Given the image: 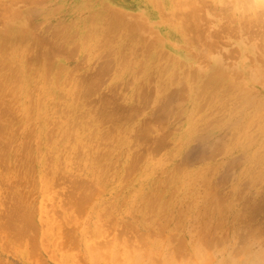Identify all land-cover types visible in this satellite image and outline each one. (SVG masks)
Masks as SVG:
<instances>
[{
  "label": "rangeland",
  "instance_id": "374dc122",
  "mask_svg": "<svg viewBox=\"0 0 264 264\" xmlns=\"http://www.w3.org/2000/svg\"><path fill=\"white\" fill-rule=\"evenodd\" d=\"M225 1L0 0V264H177L264 231V10Z\"/></svg>",
  "mask_w": 264,
  "mask_h": 264
},
{
  "label": "clouds",
  "instance_id": "9594fccd",
  "mask_svg": "<svg viewBox=\"0 0 264 264\" xmlns=\"http://www.w3.org/2000/svg\"><path fill=\"white\" fill-rule=\"evenodd\" d=\"M252 7L264 10V0H257ZM177 264H264V231L236 230L222 246L213 248L190 239L186 256Z\"/></svg>",
  "mask_w": 264,
  "mask_h": 264
},
{
  "label": "bare ground",
  "instance_id": "6f19581e",
  "mask_svg": "<svg viewBox=\"0 0 264 264\" xmlns=\"http://www.w3.org/2000/svg\"><path fill=\"white\" fill-rule=\"evenodd\" d=\"M203 1H204V0H203ZM209 1H210V0H209ZM224 1H225V0H224ZM225 2H226V1H225ZM233 2H234V1H233ZM253 2H254V1H253ZM221 3H223V2H221ZM244 3H246V2H244ZM247 3H248V2H247ZM254 3H255V2H254ZM239 5H240V4H239ZM252 5H254V4H252ZM200 6H201V5H200ZM207 7H208V6H207ZM223 7H224V6H223ZM253 9H254V8H253ZM221 10H222V9H221ZM259 10H260V9H259ZM119 11H120V10H119ZM223 11H224V10H223ZM204 12H205V11H204ZM220 12H221V11H220ZM255 12H256V11H255ZM118 13H119V12H118ZM256 13H257V12H256ZM244 14H245V15H243V16H246V13H244ZM249 14H250V13H249ZM260 14H263V13L260 12L259 15H260ZM257 15H258V14H255L254 17H257ZM217 16H218V15H217ZM241 16H242V15H241ZM241 16H240V17H241ZM218 17H220V16H218ZM133 18H134V17H133ZM199 18H200V17H199ZM242 18H243V17H242ZM257 18H258V17H257ZM257 18H254V19H256V21H257ZM262 18H263V17H262ZM196 20H197V18H196ZM244 20H245V17H244ZM116 21H117V20H116ZM199 21H200V20H199ZM197 22H198V21H197ZM200 22H201V21H200ZM204 22H205V21H204ZM206 22H207V21H206ZM241 22H242V20H241ZM252 22H253V21H252ZM263 22H264V21H262V23H263ZM192 23H193V22H192ZM213 23H214V21H213ZM248 23H249V22H248ZM259 23H260V20L258 21V24H259ZM262 23H261V24H262ZM193 24H194V23H193ZM193 24H192V26H193ZM198 24H199V22H198ZM253 24H254V23H253ZM253 24H252V25H253ZM241 25H242V23H241ZM248 25H249V24H248ZM263 25H264V23H263ZM196 26H197V25H196ZM199 26H200V25H199ZM140 27H141V26H140ZM194 27H195V26H194ZM201 27H202V26H201ZM250 27H251V26H250ZM260 27H261V25H260ZM196 28H197V27H196ZM225 28H226V27H225ZM227 28H228V27H227ZM231 28H233L232 25H231ZM237 29H238V28H237ZM252 29H253V27L251 28V30H252ZM261 29H262V28H261ZM263 29H264V27H263ZM141 30H143V29H141ZM248 30H249V28H248ZM251 30H250V31H251ZM193 31H194V30H192V32H193ZM195 31H196V30H195ZM244 31H245V30H244ZM244 31H243V32H244ZM155 32H156V31H155ZM225 32H226V31H225ZM246 32H247V31H246ZM257 32H260V31H257ZM153 33H154V31H153ZM235 33H236V31H235ZM237 33H238V32H237ZM244 33H245V32H244ZM262 33H263V32H262ZM155 34H156V33H155ZM217 34H218V33H217ZM225 34H226V33H225ZM7 35H8V34H7ZM219 35H220V34H219ZM237 35H238V34H237ZM250 35L252 36L253 34H249V39L251 40L252 38H254V35H253V37H251V38H250ZM257 35L261 36V34H258V33H257ZM262 35H264V34H262ZM199 36H200V35H199ZM217 36H218V35H217ZM221 36H223V35H221ZM244 36H248V32L245 33ZM244 36H243V37H244ZM208 37H209V39H212L210 35H208ZM257 37H258V36H257ZM261 37H262V36H261ZM263 37H264V36H263ZM197 38H198V35H197ZM232 38H233V37H232ZM234 38H237V36L234 35ZM259 38H260V37H259ZM156 39H157V38H156ZM209 39H208V40H209ZM230 39H231V38H230ZM237 39H238V38H237ZM237 39H236V40H237ZM260 39H261V38H260ZM199 40H200V39H199ZM219 40H221V39H219ZM252 40H253V39H252ZM152 41H153V40H152ZM195 41H196V40H195ZM200 41H201V40H200ZM259 41H260V40H259ZM261 41H262V40H261ZM208 42H209V41H208ZM208 42H207V43H208ZM251 42H252V41H251ZM263 42H264V41H263ZM201 43H202V42H200V44H201ZM204 43H205V42H204ZM204 43H202V44H204ZM245 43L247 44V42H245ZM205 44H206V43H205ZM258 44H259V43H258ZM153 45H154V44H153ZM250 45H251V44H250ZM261 45H262V43H261ZM254 46H255V45H254ZM258 46H259V45H258ZM262 46H263V45H262ZM153 47H154V46H153ZM215 47H216V46H215ZM251 47H253V46H251ZM149 48H150V47H149ZM207 48H209V47H207ZM210 48H211V46H210ZM210 48H209V49H210ZM212 48H213V47H212ZM216 48H218V47H216ZM221 48L223 49V47H221ZM214 49H215V48H214ZM222 49H221V50H222ZM259 49H260V48H259ZM259 49L257 48V50H259ZM146 50H147V49H146ZM255 50H256V49H255ZM148 51H149V49H148ZM210 51H211V50H210ZM213 51H214V50H213ZM218 51H219V50H218ZM237 51H238V49H237ZM263 51H264V49H263ZM211 52H212V51H211ZM214 52H216V51H214ZM149 53H150V52H148V54H149ZM226 53H227V52H226ZM233 53H234V52H233ZM235 53H237V52H235ZM239 53H240V52H239ZM256 53H257V51H256ZM262 53H264V52H262ZM227 54H228V53H227ZM236 55H237V54H235V56H236ZM221 56H222V54H221ZM224 56H226V55H224ZM229 56H230V55H229ZM238 56H239V55H238ZM258 56H259V54H258ZM233 57H234V55H233ZM233 57H232V58H233ZM247 57H248V56H247ZM222 58H223V57H222ZM238 58H239V57H238ZM259 59H260V56H259ZM231 60H233V59H231ZM249 60H250V59H249ZM237 61H238V60H237ZM258 61H259V60H258ZM262 61H263V59H262ZM262 61H260V63H261ZM229 62H230V61H229ZM225 63H226V61H225ZM227 64H229V63H227ZM243 65H244V64H243ZM254 66H255V64H254ZM263 66H264V65H263ZM256 67H257V66H256ZM257 68H258V67H257ZM216 69H217V68H216ZM167 70H168V69H167ZM220 71H221V70H220ZM165 72H166V71H165ZM193 74H194V73H193ZM212 74H214V72H213ZM215 74H217V73H215ZM219 74H220V72H219ZM224 74H225V73H224ZM234 74H235V73H234ZM194 75H195V77H196V74H194ZM221 75H222V74H221ZM239 75H240V74H239ZM263 75H264V74H263ZM212 76H213V75H212ZM212 76H211V77H212ZM224 76H225V75H224ZM224 76H223V77H224ZM232 76H233V75H232ZM232 76H230V77H232ZM227 77H228V76H227ZM241 77H242V76H241ZM174 78H175V77H174ZM213 78H214V77H213ZM219 78L222 79V77H219ZM225 78H226V77H225ZM228 78H229V77H228ZM228 78H227V79H228ZM235 78H239V77L235 76ZM160 79H161V78H160ZM175 79H176V78H175ZM195 79H196V78H195ZM210 79H212V78H210ZM231 79H232V78H231ZM224 80H225V79H223L222 81H224ZM233 80H235V79H233ZM210 81H211V80H210ZM210 81H209V82H210ZM219 81H220V80L218 79V82H219ZM225 81H226V80H225ZM230 81H232V80H230ZM239 81H240V80H238V82H239ZM163 83H164V82H163ZM173 83H174V82H173ZM204 83H206V82H204ZM214 83L216 84V82H212V84H214ZM227 83H228V82H227ZM261 83H263V82H261ZM208 84H209V83H208ZM212 84H211V87L214 88V86H213ZM220 84H221V83H220ZM224 84H226V83H224ZM233 84L235 85L234 82H233ZM236 84H238V83H236ZM209 85H210V84H209ZM209 85H207V87H208ZM226 85H227V84H226ZM231 85H232V84H231ZM228 86H229V85H228ZM232 86H233V85H232ZM241 86H242V85H241ZM168 87H169V86H168ZM168 87H167V88H168ZM215 87H216V86H215ZM225 87H226V86H225ZM230 87H231V86H230ZM230 87H229V88H230ZM233 87H234V86H233ZM233 87H232V88H233ZM238 87H239V86H238ZM243 87H244V86H243ZM208 88H209V87H208ZM216 88H218V87H216ZM216 88H214L212 91H216V90H215ZM226 88H227V87H226ZM236 88H237V87L233 88L232 90H234V89L237 90L238 88H237V89H236ZM239 88H240V87H239ZM244 88H245V87H244ZM230 89H231V88H230ZM240 90H241V89H240ZM256 90H257V89H256ZM212 91H211V92H212ZM245 91H246V90H245ZM247 91H248V90H247ZM184 92H185V91H184ZM237 92H239V91H237ZM243 92H244V91H243ZM234 93H235V92H234ZM241 93H242V92L240 91V94H241ZM231 94H233V93H231ZM231 94H230V95H231ZM236 94H238V93H236ZM236 94H235V95H236ZM252 94H253V93H252ZM240 98H241V97H240ZM242 98H243V97H242ZM244 98H246V96H244ZM254 98H256V97H254ZM145 99H146V98H145ZM246 99H247V98H246ZM252 99H253V98H252ZM150 100H151V99H150ZM150 100H149V102H150ZM213 100H214V99H213ZM145 101H146V100H145ZM171 101H172V100H171ZM208 101H209V100H207V102H208ZM146 102H147V101H146ZM149 102H148V103H149ZM207 102H206V104H207ZM222 102H223V101H222ZM245 102H246V101H245ZM251 102H252V101H251ZM143 103H144V102H143ZM252 103H253V102H252ZM263 103H264V102H263ZM216 104H217V103H216ZM225 104H227V103H225ZM203 105H204V104H203ZM245 105H246V104H245ZM203 108H204V106H203ZM175 109H176V107H175ZM178 109H179V107H178ZM217 109H218V108H217ZM260 109H261V107H260ZM200 110H201V108H200ZM262 110H263V108H262ZM201 111H202V110H201ZM201 111H200V112H201ZM215 111H216V110H215ZM157 112H158V111H157ZM159 112H160V111H159ZM183 112H184V111H183ZM207 112H208V111H207ZM256 112H257V111H256ZM256 112H255V113H256ZM104 113H105V112H104ZM179 113H180V112H179ZM257 113H258V112H257ZM110 114H111V113H110ZM164 114H165V113H164ZM136 115H137V114H136ZM262 115H263V114H262ZM105 118H106V117H105ZM108 118H110V117H108ZM156 118H157V117H156ZM226 118H227V117H226ZM112 119H113V118H112ZM159 119H160V118H159ZM163 119H164V118H163ZM163 119H162V120H163ZM107 120H108V119H107ZM113 120H115V118H114ZM217 120H218V119H217ZM217 120H216V121H217ZM239 120H240V119H239ZM248 120H249V119H248ZM158 121H159V120H158ZM115 122H116V121H115ZM163 122H164V120H163ZM153 123H154V122H153ZM164 123H165V122H164ZM215 123H216V122H215ZM245 123H246V122H245ZM155 124H156V123H155ZM219 124H220V121H219ZM77 125H78V124H77ZM256 125H257V124H256ZM150 126H151V125H149V126H147V127H150ZM158 126H159V125H158ZM163 126H164V125H163ZM210 126H212V125H210ZM244 126H245V125H244ZM244 126H242L241 128H245ZM152 127H153V126H152ZM152 127H151V128H152ZM113 128H114V127H113ZM158 128H159V127H158ZM158 128H156V129H158ZM215 128H216V127H215ZM149 129H150V128H148L147 131H148ZM110 130H111V129H110ZM153 130H154V128H153ZM166 130H167V128L165 129V132H166ZM238 130H239V129H238ZM242 130H243V129H242ZM147 131H146V129H145L144 132L146 133ZM161 131H162V129H161ZM154 132H155V131H154ZM94 133H95V132H94ZM109 133H111V132H109ZM145 133H144V134H145ZM161 133H162V132H161ZM163 133H164V131H163ZM166 133H168V132H166ZM142 134H143V133H142ZM225 134H226V133H225ZM225 134H224V135H225ZM236 134H237V133H236ZM93 135H94V134H93ZM112 135H113V134H112ZM149 135H150V134H149ZM138 136H139V135H138ZM158 136H159V135H158ZM158 136H157V137H158ZM164 137H167V136L164 135ZM233 137H236V136H233ZM146 138H148V137H146ZM159 138H162L161 140L164 139L163 136H162V137H159ZM141 139H142V138H141ZM141 139H140V140H141ZM144 139H145V138H144ZM150 139H151V138H150ZM156 139L158 140V138H156ZM141 141H142V140H141ZM146 141H147V140H146ZM149 141H150V140H149ZM142 142H143V141H142ZM151 142H152V141H151ZM164 142H166V141H164ZM140 143H141V142H140ZM160 143H161V142H160ZM147 144H148V142H147ZM151 144H152V143H151ZM162 144H163V143H162ZM157 145H158V144H157ZM258 145H259V144H258ZM154 146H155V149H156V145H154ZM166 147H167V146H166ZM225 147H226V146H225ZM157 148H160V147H157ZM161 148H162V147H161ZM163 149H164V148H163ZM163 149H162V150H163ZM165 149H166V148H165ZM155 151H156V153H157V150H155ZM157 154H159V153H157ZM157 154H156V155H157ZM103 156H104V155H103ZM141 157H142V156H141ZM257 157H258V156H257ZM97 159H98V158H97ZM106 160H107V159H106ZM139 160H140V159H139ZM139 160H138V161H139ZM98 162H99V161H98ZM135 166H136V162H135ZM181 168H182V167H181ZM181 168H180V169H181ZM180 169H179V171H178V170H177V171L180 172ZM154 172H155V171H154ZM175 179H176V178H175ZM75 192H77V191H75ZM75 194H76V193H75ZM83 199H84V198H83ZM214 203H215V202H214ZM214 203H213V204H214ZM210 204H212V203H210ZM213 204H212V205H213ZM210 207H211V206H210ZM210 207H209V208H210ZM227 209H228V208H227ZM205 216H206V215H205ZM21 217H22V216H21ZM204 218H205V217H204ZM22 219H23V218H22ZM220 219H221V218H220ZM15 220H16V219H15ZM11 223H12V221H11ZM221 224H222V223H221ZM9 225H10V222H9ZM11 225H12V224H11ZM219 226H220V225H219ZM9 227H11V226H8V228H9ZM15 227H16V226H15ZM220 227H221V226H220ZM222 227H223V225H222ZM12 228H13V226H12ZM9 229H10V228H9ZM14 229H16V228H14ZM214 229H215V228H214ZM201 230H204V229H201ZM215 230H216V229H215ZM217 230H218V229H217ZM16 231H17V230H16ZM16 231H12V232H15V233H16ZM18 231H20V230L18 229ZM22 234H23V233H22ZM203 234H205V232H204ZM206 237H207V236H206ZM138 248H139V247H138ZM141 248H142V247H141ZM159 252H160V250H159ZM172 255H173V254H172ZM176 256H177V255H176ZM176 258H177V257H176ZM169 259H170V258H169ZM167 263H168V262H167ZM167 263H166V264H167ZM171 264H172V263H171Z\"/></svg>",
  "mask_w": 264,
  "mask_h": 264
}]
</instances>
